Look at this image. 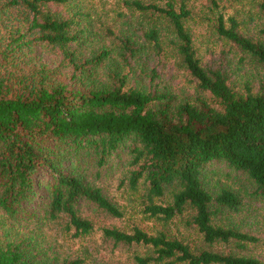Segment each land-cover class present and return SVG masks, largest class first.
Segmentation results:
<instances>
[{
  "label": "trees",
  "instance_id": "trees-1",
  "mask_svg": "<svg viewBox=\"0 0 264 264\" xmlns=\"http://www.w3.org/2000/svg\"><path fill=\"white\" fill-rule=\"evenodd\" d=\"M74 1L0 0V264H79L47 257L18 223L67 216L69 230L77 237L86 235L94 226L79 213L83 202L122 218L118 205L76 165L91 156L103 165L122 147L131 156L129 186L136 193L142 189L144 213L150 218L167 223L186 214L188 225L209 246L233 243L242 252L258 242L214 224L222 209L239 212L242 204L229 190L214 197L203 178L211 165L222 163L246 174L264 196V79L240 90L227 72L204 68L186 28L190 11L185 4L126 2L169 23L181 66L213 98V103L176 104L167 88L152 86L154 78L142 84L136 76L142 48L131 38L107 29L111 46L91 48L90 30L77 18L82 12L67 17L55 10ZM261 7L264 11V2ZM229 23L228 28L219 17V35L264 68V41L240 34L235 19ZM148 33L159 47L158 30ZM37 47L54 49L62 57L60 64L37 62ZM167 193L172 202L158 204ZM44 204L43 215L38 208ZM103 231L117 243L150 246L156 257L138 258L141 264H264L251 256L192 250L164 233Z\"/></svg>",
  "mask_w": 264,
  "mask_h": 264
},
{
  "label": "rangeland",
  "instance_id": "rangeland-1",
  "mask_svg": "<svg viewBox=\"0 0 264 264\" xmlns=\"http://www.w3.org/2000/svg\"><path fill=\"white\" fill-rule=\"evenodd\" d=\"M135 0H75L70 6L55 10L70 17L74 13L82 26L88 28L91 48H100L107 44V29L118 36L129 37L138 48H142L135 64L138 77L142 84H150L154 78L153 87L167 88L175 96L176 104L189 102L197 105L199 99L213 103L210 94L201 91L196 81L181 66L173 45L174 34L169 23L151 11L140 12L126 5ZM144 5H163L161 0H139ZM178 6L185 4L190 11L186 28L191 33L197 57L201 65L210 70L220 69L227 72L234 86L243 89L245 84L258 85L264 79V68L249 55L218 33V19L224 17L226 27L229 20L235 19L239 24L238 32L243 36L262 40L264 30V0H175ZM151 29L159 32V47L147 37ZM101 32V35H98ZM107 39H105V37ZM113 39V37H112ZM106 41L102 43L101 41ZM37 62H45L51 67L60 64L62 57L50 47H37L34 50ZM145 70V73H142ZM153 71L156 77L153 76ZM137 84L136 79L133 80ZM139 84V83H138ZM131 156L127 147H122L105 164L100 165L95 156L81 157L76 163L86 180L102 189L104 195L117 204L123 212L122 218H115L98 208L96 205L83 202L80 215L91 221V233L75 235V230H69V219L62 216L55 221L35 219L22 220L18 225L26 234L36 239L39 249L47 257L63 261L78 262L79 264H141L138 258L156 257L150 246L143 244L117 243L104 234V229H118L133 233L140 229L151 236L160 233L170 239L182 241L192 250H211L226 254L255 257L264 262V196L257 192V187L249 177L229 169L225 164L215 163L204 174L206 189L217 197L223 190L234 192L241 201L239 212L222 209L214 218V224L224 229H236L258 239L255 244H247L245 251H239L235 244L218 243L209 246L204 243L203 236L198 230L187 223V215L178 216L170 222L150 218L145 214L141 195L142 189L136 193L129 186ZM172 202L170 193L164 201L158 204L168 205ZM45 204L38 212L45 213ZM150 264H171V261ZM178 264V263H177Z\"/></svg>",
  "mask_w": 264,
  "mask_h": 264
}]
</instances>
